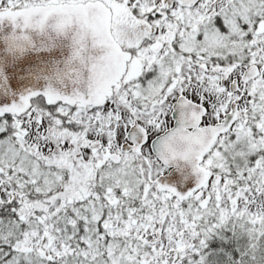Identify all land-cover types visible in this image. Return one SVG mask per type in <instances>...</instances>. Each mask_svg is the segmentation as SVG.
Returning a JSON list of instances; mask_svg holds the SVG:
<instances>
[{"label": "snow or ice", "instance_id": "obj_1", "mask_svg": "<svg viewBox=\"0 0 264 264\" xmlns=\"http://www.w3.org/2000/svg\"><path fill=\"white\" fill-rule=\"evenodd\" d=\"M64 2L0 0L10 56L70 41L0 100V264H215L213 237L264 264V0H101L104 37ZM176 161L190 190L160 182Z\"/></svg>", "mask_w": 264, "mask_h": 264}, {"label": "water", "instance_id": "obj_2", "mask_svg": "<svg viewBox=\"0 0 264 264\" xmlns=\"http://www.w3.org/2000/svg\"><path fill=\"white\" fill-rule=\"evenodd\" d=\"M95 4L94 8H84L80 5H71L66 9H58L54 15L61 13L72 16L76 19V24H82L86 30H90L98 37L108 35L111 25L108 9L103 4ZM49 23H54V19H50ZM0 31V100L12 101L10 93H20L29 88L38 87L43 84V80L37 77L41 74H47L61 63L69 54L70 41L60 38L54 48L51 50L39 51L33 50L25 55L16 54L14 57L6 51V44L3 37L11 31V25L8 22ZM26 57L34 58L27 63L23 69H17L14 60H24ZM15 69V71H11ZM170 171L161 176L160 182L172 187L178 191L184 192L194 187L196 177L191 171V167L184 161H176L168 166Z\"/></svg>", "mask_w": 264, "mask_h": 264}, {"label": "trees", "instance_id": "obj_3", "mask_svg": "<svg viewBox=\"0 0 264 264\" xmlns=\"http://www.w3.org/2000/svg\"><path fill=\"white\" fill-rule=\"evenodd\" d=\"M228 242V240H222L219 237H213L209 240L207 252L215 264H228L229 255L234 253V246L233 248L225 246Z\"/></svg>", "mask_w": 264, "mask_h": 264}, {"label": "clouds", "instance_id": "obj_4", "mask_svg": "<svg viewBox=\"0 0 264 264\" xmlns=\"http://www.w3.org/2000/svg\"><path fill=\"white\" fill-rule=\"evenodd\" d=\"M76 2L84 8H94L95 4L85 3V0H76ZM72 0H66L62 4L55 5L57 9H66L72 5ZM96 4H99V0H96ZM45 7H48L47 5ZM57 22L63 23L66 30H71L74 24H76V19L72 16L65 15L63 13L57 15Z\"/></svg>", "mask_w": 264, "mask_h": 264}, {"label": "flooded vegetation", "instance_id": "obj_5", "mask_svg": "<svg viewBox=\"0 0 264 264\" xmlns=\"http://www.w3.org/2000/svg\"><path fill=\"white\" fill-rule=\"evenodd\" d=\"M99 2L102 3L101 0ZM75 4H77V3H75ZM75 4H72V5H75ZM118 15H119V13H117V12H114L113 14H111V26H110V28L112 29L113 33H115L117 31V25L119 23V21L117 20Z\"/></svg>", "mask_w": 264, "mask_h": 264}, {"label": "rangeland", "instance_id": "obj_6", "mask_svg": "<svg viewBox=\"0 0 264 264\" xmlns=\"http://www.w3.org/2000/svg\"><path fill=\"white\" fill-rule=\"evenodd\" d=\"M99 1H100V0H99ZM95 2H96V0H85V3H95ZM75 3H77L76 0H75V2H73L72 4H75ZM75 5H78V3L75 4ZM167 173H168V170L166 169L165 172H164V174H162L161 176L166 175ZM226 231H227V230H226Z\"/></svg>", "mask_w": 264, "mask_h": 264}]
</instances>
